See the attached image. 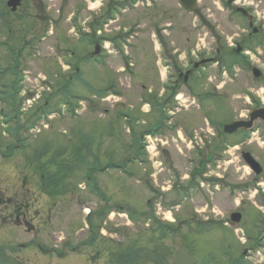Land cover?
Returning <instances> with one entry per match:
<instances>
[{
  "label": "rangeland",
  "instance_id": "obj_1",
  "mask_svg": "<svg viewBox=\"0 0 264 264\" xmlns=\"http://www.w3.org/2000/svg\"><path fill=\"white\" fill-rule=\"evenodd\" d=\"M26 1L22 0L23 3L13 15L15 18L27 13L29 1ZM52 1H43L51 7V11H49L51 16L53 10L60 6H65L66 9V13L62 17L58 15L59 18L63 19L64 17V19L58 23L59 28L55 29L60 32L61 40L58 42L55 35L52 42L51 38L43 42L42 47L46 50L47 58L40 56L23 67L19 64L22 72H26V74H21L19 71V81H15L23 86L24 84L27 87H29L28 84L34 86L28 88L29 90L24 95V97L28 95L33 97L34 100L31 99L29 104L31 109L27 102L20 99L18 95L16 100L18 99V102L22 100V104L18 105L16 101L14 107L17 110L19 106L18 108L25 112H15L17 117L14 113L9 112V109L4 107L5 91L0 86V110L5 111L3 116L0 115V264H113L106 253H100V249L109 245H112L114 250L113 259L122 256V249L127 248L129 250L128 257H131L127 258L128 260L134 259L140 252V257H143L144 260V253L149 251L148 258L152 254L153 259L152 261L145 259L147 263L155 264L160 261L161 264H172L171 253L181 243L179 238L168 233L165 240L158 244L162 247L159 248V251L165 256L155 255L153 252L157 247L153 248V237L159 239V232L152 233L150 222L145 224L141 220L132 221L126 213L128 210L137 212L147 210L144 201L147 191H145L144 185H149L150 180H146L149 176V174L145 175L147 171L142 170H147L149 166L141 167L134 160L143 157L139 151L141 135L157 128L150 122L149 116H147L149 114L145 115L148 108L143 104L144 102L139 101V87L133 86L131 91L128 90L130 79H133L132 75L139 74L140 76L135 78V83H138L143 80L142 78L138 80V78H147L145 75H151L153 83L150 85L153 93L156 92L157 95L162 96L159 78L163 79L164 71L160 62L157 61L158 56L148 33L151 30V25L155 20H158L152 12L164 15L162 19H166V21L161 22L176 24L174 23L176 21L178 24L179 29L173 26L168 37L165 38L169 41L168 44L161 45L163 54L166 56L175 55L169 60L171 62L173 59L178 67L184 65L186 61L191 62L190 51L199 44L202 45L199 47L200 49L209 50L207 52L210 54H213V51L222 45L224 50L231 49L230 45H236L240 37L245 35L243 31H246L247 28L234 15L233 9L236 5L229 4L231 0H200L201 8L199 9L209 10V13L202 11V14L211 16L208 21L213 23L214 35L208 28L194 33L192 27V25H196L194 15L174 10L177 0H158L159 3L156 2L157 0H150L151 8H156V10L134 14L130 9L124 14L125 16L118 18V27L126 28L127 25L136 21L139 28L144 29L139 35L137 33L134 39L129 36L126 29L117 30L118 36L115 37L114 30L112 35L114 37L103 44V46L107 45L104 52L110 55L108 59L104 60L103 67L98 66L97 61L93 62L88 58L95 50L91 40L86 37L80 40L76 39L69 25V17L73 8L77 5L83 6L86 2L84 0L80 2L78 0ZM243 2L244 0L236 1L239 6ZM245 2L250 4L249 7H252L253 14H257V23L264 24V0H246ZM129 3V0L125 2L126 5ZM51 4L56 6L52 7ZM98 7L99 4L94 7L88 6L89 9H94L93 13L96 15H99ZM2 9L11 19V14L6 9L5 3ZM31 15L34 16L35 12L32 11ZM136 15L139 20L134 19ZM91 16L87 8L84 13L79 14L77 21L79 27L83 25L87 29L91 22L95 23L96 16ZM31 19L33 22V17ZM83 21H85L84 24ZM199 27L201 26L199 25ZM262 31L264 32V27ZM176 32L178 34H175ZM175 35L176 37L180 36L177 43H175ZM106 36L109 37V35ZM159 37L161 38L160 42L163 43L165 39L161 35ZM116 38H119L116 41L121 43L115 44L116 47L122 49V46H125L123 51L125 56H128L130 64V69L123 72L120 65L126 66L127 57H122L121 53H119V57L116 55L113 43ZM2 40L8 41L13 50L7 51L5 47L2 53L0 50V67H2L5 58L2 55L10 57V61L6 62L5 67H14L16 62L14 55L19 50L18 42L8 31L1 34V47ZM66 51L73 52L76 58L67 57ZM205 52L201 51L200 54L203 55ZM251 53L254 56L253 51ZM178 55H180V60L183 59L182 61H178ZM252 58L250 65L258 66L263 72L261 80L252 77L249 66L238 65L233 68L235 60L232 59L230 66L227 65L230 59L227 63L222 59L221 65L214 64L207 67L203 71L204 75L199 77H195L197 74L188 67L189 74L186 85L182 83L185 76H182L180 81L174 82V87L178 88L176 97L182 95L179 97V105L180 111L183 112L179 114L176 112L175 107L178 108L179 105L174 101L175 98L163 108L166 114L168 111L176 113L172 121L177 119L184 125L176 133L175 138L178 137L179 140L175 139L174 142L168 143L167 148H163L165 155L159 153L160 159L162 157L165 159L162 163L163 166L166 168V164L169 163L180 174L188 173L184 168L185 159L196 161L197 158L206 157L208 160L209 154L213 153L211 155L214 162H209L207 164L209 166L206 168L210 178H205L203 181L210 184V190H213L215 184H218L219 189V193L214 192L213 204H209L207 208L203 201L193 198L187 202V205L185 204L186 207L184 204L180 205L182 208L178 211L180 221L191 219L193 223L200 224L199 220L202 218L199 216H208L206 218L211 223L217 224L218 222L227 223V216L231 212L238 211L243 215V222L239 227L229 222L230 225L227 224L229 227H224L221 224L210 226L205 222H202L201 227L195 228L189 227V224L183 225L181 230L184 242L182 243L195 259L196 264H264V196L259 197L261 194H257L258 189L254 185L257 182L254 181V176L250 174V171L243 168L244 164L240 157L241 150L245 148L253 157H257L262 146L259 147L256 142L249 146H241L237 139L240 133L228 138L220 134L222 127L231 123L233 118L239 119L246 115V111L252 107L249 102L253 104V101H259V98L264 99V49L260 59L257 56ZM77 59H79L78 62H76ZM257 59L259 63H255ZM69 63L78 64L79 79L70 82V86L63 91L64 95L58 92L59 97L50 100V103L53 102L51 111L50 109L44 110L46 112L43 114L41 107L48 99V92L51 89L49 86L57 82V92L63 83H68L71 80L72 70H67ZM169 64L171 65V63ZM225 65L229 69L231 68L229 74L227 73L229 75L227 78L219 72L220 68H224ZM0 69L2 70V68ZM9 74L8 70L6 77L8 81H12ZM23 76L25 77L24 81L31 79L32 76L36 81L23 82ZM208 78H211V81L207 80ZM4 82V77L0 76V85ZM110 88L120 91V97L117 98L113 95L114 98H108L109 93L103 91L109 92L107 89ZM192 91L200 97L203 95L207 97L205 104H202L203 107L200 105L198 108ZM43 92H45L44 96ZM169 95L163 93L165 101ZM99 98H104V100L100 101ZM148 100V98L145 99L146 102ZM169 100L171 99L169 98ZM80 101L83 102L82 108L74 110L78 115L80 114L77 118L68 116L67 108L61 107L68 102L73 108L79 105ZM134 102L139 106H136ZM37 109L40 110L36 114L43 116L39 120L33 115ZM83 109L84 112H82ZM8 115H11L12 119ZM50 117L53 118L50 119ZM150 119L152 122L155 121L154 114L150 116ZM204 120L210 122L208 126L205 125ZM157 121L162 123L166 120L157 118ZM213 125L215 128H212ZM25 126H30L29 130ZM31 127L32 129L38 128L40 132L32 133ZM129 131H132L133 134L130 135ZM169 134H161L158 138L164 142L163 136ZM187 136H189L188 140H186ZM193 138L204 152L198 157L194 150H190L192 147L187 143L190 139L193 141ZM234 142L239 144L235 146ZM17 144L22 145L23 148L26 147L23 150H21L22 147L17 149L15 148ZM156 146L157 148L161 147L160 144ZM198 146L194 145L196 151H199L197 150ZM219 150L223 151L219 152ZM112 165L119 168L113 169ZM188 165L193 166L191 163ZM224 169H228L226 176L222 174ZM122 171L131 175H125L121 173ZM156 173L155 169L153 176ZM215 173L222 174L224 177L217 178ZM86 177L90 180L89 183ZM262 178L264 180V175ZM168 179L173 181L166 175L164 180ZM143 180L147 182H143ZM164 180L162 179L160 182L157 179V184L161 183L160 188ZM212 183L215 184L211 185ZM93 184L100 185L96 186V190H94L92 189ZM163 184L166 186L164 187L166 194L169 185ZM98 190L103 196L109 197L110 204L108 201H101V197L99 199L101 193L99 194ZM194 190L198 194L201 192L197 189ZM153 196L151 203L155 218L163 220L165 217L163 212L166 211L164 206L173 204H165V201L160 199L157 194H153ZM237 205H240L239 208ZM110 206L112 208H109ZM85 209L91 211L89 221L93 232L98 234L95 243L96 246L99 245L98 249L96 246L92 248L81 245L84 242L88 245L90 241V231L82 223L85 218ZM166 215H170V213ZM85 220L87 221V219ZM176 223H179L177 219ZM236 227L239 230L237 233L234 232ZM101 230L102 233H100ZM240 238L245 241L244 244H241ZM135 239L140 245V252L139 247L129 248V244L133 243ZM147 244L150 246H145ZM135 247L137 253L134 251ZM71 248L77 249V254L70 255L72 254L69 252ZM47 249L52 251L57 249L63 256L58 259L55 256L56 252H46ZM43 250L45 255L42 253Z\"/></svg>",
  "mask_w": 264,
  "mask_h": 264
},
{
  "label": "flooded vegetation",
  "instance_id": "obj_2",
  "mask_svg": "<svg viewBox=\"0 0 264 264\" xmlns=\"http://www.w3.org/2000/svg\"><path fill=\"white\" fill-rule=\"evenodd\" d=\"M237 0H231L229 1V4H235L236 6H239L238 3H236ZM241 1V0H240ZM246 0H244L243 4L240 5L241 7H235L233 9V13L234 15H236L238 17L239 20L242 21L243 25H245V27L247 28L246 31H243L245 35L240 37L239 42L236 45H230L231 49L228 50H224L223 45L219 46V48L217 47L214 51L213 54H210V52H205L203 56V59H211L217 62V60H221L222 58H230V56H235L237 58L240 59V61L242 62V65L244 67H248L250 65V60L252 59V54L251 52H249L250 50L253 51L254 56H261V52L264 49V32L262 31V28L264 27V24L258 22L257 23V18H256V13L253 14V9L252 7H249L250 4H246L245 2ZM5 3V0H0V25L4 26L7 28V26L12 27L14 25V23H16V21L18 20L19 17H17L15 19V16H11V20H10V16L9 18L7 17V13L5 10L2 9L3 4ZM200 0H196L195 4V8L193 9L192 14L194 15V20L196 22V25L193 26L194 28V33H199L201 29H207L210 30V32L212 33V35H214V27H213V23H211V21L209 22V18H211V16L207 15H203V12H208V9H203L200 10L199 8H201V6H199ZM5 7H6V3H5ZM227 7V6H226ZM245 9L246 10V15H248L249 19L246 18V16H243L240 11L238 9ZM9 10V9H8ZM11 13V12H10ZM16 13L13 12L11 15H14ZM34 18L37 21H40L42 25L48 23V19L49 16L45 14V10L43 9L42 5H41V15H34ZM15 19V20H14ZM226 23H228L226 21ZM199 25L201 27H199ZM12 32V30L10 31ZM198 35V34H197ZM263 48V49H262ZM218 64V62H217ZM175 73H178V70H175ZM252 106L250 110L246 111V115L242 116L241 119L248 121L250 114H252V111H254L255 109H257L258 107H256L254 104H251ZM251 127L254 130H258V136H259V140L262 142L259 151L257 149V151L259 152V155L256 157L257 161L260 163V165L262 166V174H261V178L264 175V121L257 119L256 121L251 123ZM243 135L244 132L242 131L240 133V136L242 137L241 139H243ZM244 144V141L242 143ZM245 148V147H244ZM244 151H247V148H245ZM254 181H256V179H254ZM112 245L106 246L104 249L100 250L101 252L106 253L107 256H109L110 258L112 256H114V250L111 247ZM152 261V260H149ZM111 262H113V264H125V261L119 260L117 259H113L111 260ZM150 264L147 263L145 260L143 261H134L132 262V264ZM127 264V263H126ZM155 264H158L155 263Z\"/></svg>",
  "mask_w": 264,
  "mask_h": 264
},
{
  "label": "water",
  "instance_id": "obj_3",
  "mask_svg": "<svg viewBox=\"0 0 264 264\" xmlns=\"http://www.w3.org/2000/svg\"><path fill=\"white\" fill-rule=\"evenodd\" d=\"M180 1L186 10H190L191 8H193L194 0H180ZM239 11H242V10H239ZM242 12L245 13L244 11H242ZM254 75H255V77L259 76V74H255V73H254ZM254 118L255 117H253L252 119H254ZM241 127H244L246 129L249 127V125L244 126L243 122H237V123H233L231 125L225 126L223 131L226 134H232V133L236 132ZM243 159H244L245 163L249 166V168L255 174L260 173V168H259L258 164L251 158V156L249 154H244ZM231 220L234 223H238L239 217L237 215L231 216ZM173 261H174V264H194V259L192 257H190V255L188 254L187 250L184 247H179L175 251Z\"/></svg>",
  "mask_w": 264,
  "mask_h": 264
},
{
  "label": "bare ground",
  "instance_id": "obj_4",
  "mask_svg": "<svg viewBox=\"0 0 264 264\" xmlns=\"http://www.w3.org/2000/svg\"><path fill=\"white\" fill-rule=\"evenodd\" d=\"M96 4H94V5H92V7H94ZM174 23H176V24H167L166 23V25H168V26H175V27H177L178 29H179V27H178V24H177V22L175 21ZM192 27H193V25H192ZM181 28V30H182V26L180 27ZM181 32V31H180ZM175 34H178L177 32L175 33ZM175 37H176V35H175ZM179 39H180V36L179 35H177V37H176V39H175V43H177V42H179ZM200 41V40H199ZM200 46H202L201 44H199V45H197L196 47H194V48H197V47H200ZM1 50V49H0ZM26 59H27V61H28V63H30L31 61H33V57L32 56H30V55H28V56H26ZM31 72H33V71H31ZM31 75H33V73H31ZM26 81H28V82H35L36 81V79L32 76V78L31 79H28V80H26ZM29 85V87H27L26 86V84H24V86H23V90H26V89H28V88H30L32 85H30V84H28ZM88 211V209H85V212H87Z\"/></svg>",
  "mask_w": 264,
  "mask_h": 264
}]
</instances>
